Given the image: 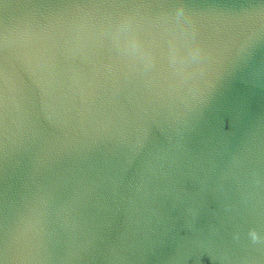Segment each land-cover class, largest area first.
<instances>
[{
    "label": "water",
    "instance_id": "obj_1",
    "mask_svg": "<svg viewBox=\"0 0 264 264\" xmlns=\"http://www.w3.org/2000/svg\"><path fill=\"white\" fill-rule=\"evenodd\" d=\"M0 264H264V0H0Z\"/></svg>",
    "mask_w": 264,
    "mask_h": 264
},
{
    "label": "clouds",
    "instance_id": "obj_2",
    "mask_svg": "<svg viewBox=\"0 0 264 264\" xmlns=\"http://www.w3.org/2000/svg\"><path fill=\"white\" fill-rule=\"evenodd\" d=\"M251 236H252L253 240H256L258 238L255 231L251 232Z\"/></svg>",
    "mask_w": 264,
    "mask_h": 264
}]
</instances>
